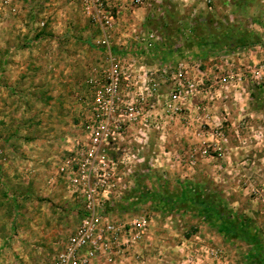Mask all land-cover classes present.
I'll use <instances>...</instances> for the list:
<instances>
[{
    "label": "rangeland",
    "instance_id": "obj_1",
    "mask_svg": "<svg viewBox=\"0 0 264 264\" xmlns=\"http://www.w3.org/2000/svg\"><path fill=\"white\" fill-rule=\"evenodd\" d=\"M111 55L141 114L100 217L141 236L92 264H264V0H126L109 30L75 0H0V264H52L77 232L60 166Z\"/></svg>",
    "mask_w": 264,
    "mask_h": 264
},
{
    "label": "built area",
    "instance_id": "obj_2",
    "mask_svg": "<svg viewBox=\"0 0 264 264\" xmlns=\"http://www.w3.org/2000/svg\"><path fill=\"white\" fill-rule=\"evenodd\" d=\"M75 1L81 6L86 18L102 29L113 28L119 19L121 6L114 4L112 0ZM137 2L142 4L143 0ZM115 59L111 55V65L104 70L102 77L90 81L105 83L102 86L103 91L97 90L94 106L83 122L87 141L77 142L70 155L61 162L60 173L70 193L85 200L84 217L77 232L69 238L64 250L52 264H92L96 254L119 246L123 238H132L133 231H136L133 239L141 236L139 220L121 224L100 217L103 200L107 199L111 192L112 172L116 166L108 155L109 150L113 149L110 146L118 136L129 130L127 117L133 118L136 114H141L140 110L136 112L128 106L122 109L124 98L119 92L122 82L140 80L131 79L129 67L116 63ZM166 74L167 70H164V75ZM187 84L192 91L194 84ZM138 102H141L140 97Z\"/></svg>",
    "mask_w": 264,
    "mask_h": 264
},
{
    "label": "crops",
    "instance_id": "obj_3",
    "mask_svg": "<svg viewBox=\"0 0 264 264\" xmlns=\"http://www.w3.org/2000/svg\"><path fill=\"white\" fill-rule=\"evenodd\" d=\"M112 2L114 4H118L120 6H124V3L126 2V0H112Z\"/></svg>",
    "mask_w": 264,
    "mask_h": 264
}]
</instances>
